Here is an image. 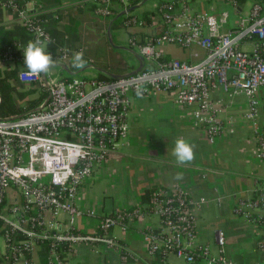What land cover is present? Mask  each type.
<instances>
[{"label":"built area","instance_id":"built-area-1","mask_svg":"<svg viewBox=\"0 0 264 264\" xmlns=\"http://www.w3.org/2000/svg\"><path fill=\"white\" fill-rule=\"evenodd\" d=\"M131 1L76 0L74 6L93 4L95 13L106 17L112 10L129 9ZM217 1L237 9L236 0ZM0 6L15 14L29 41L39 40L45 48L52 42L39 11L27 9L20 0H0ZM158 12L162 22L158 34L143 40L132 35L128 40L137 50L134 56L140 70L114 79L76 74L63 79L51 72L32 76L23 65L26 44L0 46V64L11 66L19 61V82L46 95L35 109L0 118V264H68L67 255L76 245L111 246L110 229L139 216L138 210L100 216L94 234L75 228L76 218L84 213L76 205L80 190L128 135L130 95L172 92L177 104L194 106V121L210 142L225 130L217 120L212 90L244 96L248 103L245 119L257 120L260 103L256 95L264 91V6L254 4L247 17L225 32L221 28L228 22L227 11L191 14L182 0L178 12L173 2L159 5ZM127 13L125 27L146 25ZM245 43L248 48L242 46ZM164 45L197 46L205 55L197 63L165 60ZM50 54L55 67L68 68L72 63L73 54L63 47ZM255 133L264 159V135L259 128ZM147 210L161 221L157 234L144 233L150 257L160 254L164 264L171 254L186 263L232 264L224 254L223 232L216 233L214 253L210 246L195 244L192 204L182 192L168 195L165 190H154ZM253 211L258 212L257 221L264 227V185L252 199L241 200L236 207L248 219ZM85 215L93 216L90 212ZM259 246L264 248V234Z\"/></svg>","mask_w":264,"mask_h":264},{"label":"crops","instance_id":"crops-1","mask_svg":"<svg viewBox=\"0 0 264 264\" xmlns=\"http://www.w3.org/2000/svg\"><path fill=\"white\" fill-rule=\"evenodd\" d=\"M173 1L160 0L153 5L152 10L144 13H147L145 18L148 23L142 28H133L132 35L143 40L158 34L162 24L158 7ZM209 2L186 1L191 14L217 15L229 9V19L233 14L231 23L228 21L221 28L222 32L235 28L239 19L244 17L239 16L242 10L238 5L234 9L217 0L215 3ZM23 3L27 9L39 11L49 31L47 33L55 34L58 39L62 37L65 44L79 41L81 31L85 29L84 15H96L95 5L77 7L74 6L76 0H25ZM143 3L133 7L136 9ZM114 21L112 19L109 22H112L110 31ZM0 26L13 40H20L15 30L19 27L15 14L3 6H0ZM94 26L97 30L101 29L100 24ZM50 38L52 42L47 45L46 51L55 53L59 44L56 39ZM242 46L248 48L249 44ZM63 48L69 54L74 53L67 47ZM161 49L165 60L197 63L205 55L197 46L178 48L164 45ZM18 66H21L19 61L11 66L0 64V70L18 69ZM84 66L73 71L71 63L67 69L77 74L88 68ZM136 67L137 62L132 61L126 68L122 67L124 73L103 70L118 76L132 72ZM59 69L64 70L61 67ZM97 72L102 73L99 69ZM63 73L64 77L72 75L65 70ZM256 97L260 103L259 114L257 120L252 122L244 117L248 112L244 96H232L222 89L212 90L210 98L217 110V120L224 125L225 130L210 142L206 132L194 121V106L177 104L172 92L130 95L128 135L80 190L76 205L84 213L76 218L75 228L85 234H94L100 216L130 209L138 210L139 216L125 219L110 229L109 235L114 242L111 246L102 243L76 245L67 255L68 264H159L154 256H149L148 242L144 236L146 232L157 234L161 228L160 218L147 210L149 201L146 193L149 195L157 189L182 192L190 200L197 246L207 245L215 249L216 233L221 231L225 239L224 254L232 264H264V248L259 246L264 227L257 221L258 212L253 211L251 219L236 212L239 201L252 199L264 185V159L260 157L255 133L256 128L263 130L264 91H258ZM179 138L193 145L195 159L189 165H177L172 155L174 141ZM178 172L183 174V179L179 181L174 179ZM86 212L93 216L85 215ZM165 264L202 263H186L171 254L167 256Z\"/></svg>","mask_w":264,"mask_h":264},{"label":"rangeland","instance_id":"rangeland-1","mask_svg":"<svg viewBox=\"0 0 264 264\" xmlns=\"http://www.w3.org/2000/svg\"><path fill=\"white\" fill-rule=\"evenodd\" d=\"M143 1L144 3L142 6L136 8L131 12H128L127 15L133 16L136 19L140 20L142 19L141 15H144L145 12L152 10L153 5L158 4L160 0H146V1L142 0L141 2L133 6L141 4ZM209 1H211L209 2L210 4V3H215L214 1L216 0L214 1L209 0ZM237 1L239 8L242 10V13L239 14V16L244 15V17H247L249 15V12L254 4L257 3L264 6V1H254V0H237ZM133 6L131 4L129 5V7H133ZM127 10L121 11L124 12V15L120 16L114 21L109 36H107V32H106V28L110 22L109 18H104L97 14L84 15L83 18H84L85 29L81 31V36L79 37V41L75 44L68 43L70 47L74 49V52H78V51L83 52V58L86 61V65L84 67L86 66L88 67L83 72L77 73L76 74L77 76L99 78L102 73L99 74L97 72V69H101V70L105 69L111 73H116V74L122 73L124 71L123 68H126L130 62L137 61L134 56V53H136L137 50L135 48H131V46L128 43L129 38L132 36L131 30H133V28L130 29L124 26V17L126 16ZM223 11H227L229 14V9H225ZM235 14L238 16V13ZM232 15L233 14L231 13V16ZM230 19L228 20L229 21L228 23H231ZM98 24L101 25L100 30L95 29L94 25H98ZM88 25H91L92 27ZM90 61H92V63H89ZM49 72L53 73L54 76H56L57 78H61L65 76L64 73L58 67L52 68ZM27 92L30 91H27L24 88L23 89L18 88L16 90H12L10 94L12 102L16 104L18 107L19 106L24 107L25 105H27V102L34 100L40 95L39 90H36L35 92H30V94H26ZM20 94H24L23 98L20 97ZM1 110L2 107H0V118L12 116L7 114H1ZM1 243H2V239L0 237V248L2 250L3 247ZM211 250L214 253L216 248L213 249L211 247Z\"/></svg>","mask_w":264,"mask_h":264},{"label":"trees","instance_id":"trees-1","mask_svg":"<svg viewBox=\"0 0 264 264\" xmlns=\"http://www.w3.org/2000/svg\"><path fill=\"white\" fill-rule=\"evenodd\" d=\"M24 1L25 0H20V2L22 4H23ZM141 1L142 0H132L131 1L132 3H130V4L133 6V5H135V4H137V3L141 2ZM181 1L182 0L173 1L175 9L180 7V2ZM184 1H196V0H184ZM119 13H120V11H118V10H112V14H110V15L104 17V18H109L110 19L109 21H111ZM145 16H146V14H144L142 16V19L146 20V23H148V20L145 18ZM42 19H43V16H42ZM44 29H45L46 32L48 31L46 29L45 25H44ZM15 30H17V32L19 33L18 39H20V40H13V37L10 36L9 33L4 32L3 28L0 26V46L1 47L11 46L13 43H16L17 41H19L22 44H27V42L29 41V38L25 35L23 29L17 27ZM49 35L53 39L57 40V42L59 44V47H67L70 52L74 51V49L72 47H70V45L68 43L65 44V42L63 41L62 37L60 39H58L59 37L56 36L55 34H49ZM72 70L74 71V70H76V68H72ZM17 73H18V69L17 68H8V69H5V70H0V107H2L1 114H7V115H12V116L21 115V114H23L25 112H28L30 110L35 109L42 102V100L46 97L45 93L40 91V95L37 98H35L34 100L27 102V105H25L24 107H22V106L18 107L16 104H14L12 102V99H11V96H10L12 90H16L18 88H21V89L24 88V89H26L27 91H30V92H35L36 90H38V89L30 90L27 87H25L23 84H21L19 82V80H18ZM69 78H70L69 76H66L63 79H69ZM101 78L104 79V78H107V77L101 74L99 79H101ZM30 92H27L26 94H30ZM23 96H24V94H20V97L23 98ZM153 191H151L149 193V195H148V193H146V199H147V201H149V203H148L149 205H150V196H151V193ZM166 193L168 195L171 194V192H169V191H166ZM132 211H133V209H130V210H127V211H121L119 213L120 214H129ZM114 214L115 213L109 214V215H114ZM154 257H155V259L157 260V262L159 264H164L163 263V259H162V255L156 254Z\"/></svg>","mask_w":264,"mask_h":264},{"label":"clouds","instance_id":"clouds-1","mask_svg":"<svg viewBox=\"0 0 264 264\" xmlns=\"http://www.w3.org/2000/svg\"><path fill=\"white\" fill-rule=\"evenodd\" d=\"M23 65L29 75L40 76L47 75L49 71L56 66L53 56L46 51L45 45L39 40L29 41L23 48ZM72 66L76 69L82 68L86 61L83 58V52H75L72 56ZM137 95H141L138 91ZM172 155L177 165H189L195 159L193 145L182 138L174 141ZM174 179L179 181L183 179L182 173H177Z\"/></svg>","mask_w":264,"mask_h":264},{"label":"water","instance_id":"water-1","mask_svg":"<svg viewBox=\"0 0 264 264\" xmlns=\"http://www.w3.org/2000/svg\"><path fill=\"white\" fill-rule=\"evenodd\" d=\"M146 1V0H145ZM254 1H261V0H254ZM135 9V7H132V8H129L128 10H127V12H131V11H133ZM122 15H124V12H121L120 14H118L117 16H116V18L115 19H113V21L114 20H116L117 18H119L120 16H122ZM111 24H112V22L109 24V26H108V28H107V35L109 36V31H110V26H111ZM59 67H61V68H63L66 72H69L70 74H74V73H72V72H70L68 69H67V67L65 66V65H60ZM140 70V68H137L135 71H133V73H136V72H138ZM83 71V70H82ZM82 71H79V72H82ZM99 71H101L104 75H106L107 77H109V78H116L117 76L116 75H113V74H110V73H108V72H106V71H104V70H101V69H99ZM129 75H130V73H129ZM262 134L264 135V120H263V122H262Z\"/></svg>","mask_w":264,"mask_h":264}]
</instances>
